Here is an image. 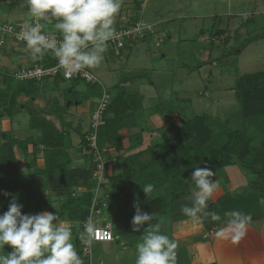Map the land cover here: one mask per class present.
<instances>
[{"label": "trees", "instance_id": "trees-1", "mask_svg": "<svg viewBox=\"0 0 264 264\" xmlns=\"http://www.w3.org/2000/svg\"><path fill=\"white\" fill-rule=\"evenodd\" d=\"M3 1L7 0H0V6ZM223 33L225 30L215 31V34ZM252 40L253 38L249 40V43ZM40 62L45 65L56 63L48 55ZM132 78H125L124 83ZM56 79L65 80L61 76ZM19 81L14 88L10 83H7L6 88H0V99L8 101V105L4 108V113L8 115H13L21 95L34 98L40 91L39 81ZM72 81L79 83L84 80L76 78ZM86 83L91 93H94V90H97L95 87L99 85ZM102 92L103 88L101 91L99 89L98 94L102 96ZM235 93L242 108L240 125H233L229 121L221 122L207 114L194 115L183 120L174 137L164 132L160 143L150 145L143 151L118 158L122 165V172L119 176L111 178L109 187H106L108 185L103 186V189L107 191V200L127 194L140 184L151 183L163 190L161 195L144 204L146 212L155 213V219L151 224L156 223L158 216L168 213H171L173 218L178 216L186 219L188 217L184 216L181 211H174L173 207L189 195L188 179L195 167H208L214 171L231 165H239L245 169L250 184L234 192L223 193L216 202L209 204L208 210L218 212L222 220L227 219L224 216L225 212L233 210L250 215L251 220L264 218L262 212L264 201V71L240 76L235 84ZM88 98H90L89 93H82L76 100L81 101ZM143 108L142 96L138 93L126 94L121 91L112 95L104 116L105 123L98 130V149L102 153L110 146L117 151L122 150L123 141L120 131L136 126L137 122L133 116L140 114ZM111 112L112 116H109ZM2 115L3 112L0 111V116ZM68 125L69 123L63 121L61 128H58L41 114L32 112L29 128L32 131H39L38 135L31 134L27 138L19 139L6 133L5 141L0 144V214L7 210L13 196L18 203L23 205V213L35 214L44 210L50 212L57 210L60 220L75 223L70 227L76 250L83 264H90L89 256L84 255L79 235L84 231L85 223L90 218V210L95 197L96 183L93 179L96 167L95 150L88 141L90 131L81 134V152L83 153L84 149L88 150V153H84L87 163L84 167H72L73 160L69 152L71 137ZM29 146H32V150ZM40 147L43 149L44 164L42 166L38 164ZM17 150L23 153L27 162L25 174L20 173ZM145 154H150V158L144 159ZM82 180L84 182L81 184ZM76 187H84L85 190L76 193L74 192ZM54 191H62L64 194V198L58 204H55ZM202 222L208 232L216 226H222L221 222L211 221L210 217ZM11 250V247L6 245L3 254ZM177 264L184 263L177 258Z\"/></svg>", "mask_w": 264, "mask_h": 264}, {"label": "rangeland", "instance_id": "rangeland-1", "mask_svg": "<svg viewBox=\"0 0 264 264\" xmlns=\"http://www.w3.org/2000/svg\"><path fill=\"white\" fill-rule=\"evenodd\" d=\"M21 1L23 0H19V3L22 5ZM132 1L134 0H122L120 9H123V13L126 11L125 4L129 3L128 5H130ZM136 1L142 5L141 2L145 0ZM131 9H134V12L138 11V14H141L138 19L146 23H154L166 17L173 19L170 24L173 23L174 26H177L178 35L176 39L169 42L167 37L165 42L161 43V49L156 48L155 51L149 40L156 38L151 36L145 42L144 39H141L135 45L122 49L120 54H117L113 47L108 44L101 66L89 69L102 84L97 83L99 84L95 87L97 90L91 93V89H88L89 85L81 81L79 84L82 85L81 89H84L83 93H89L90 99L97 103L101 96L98 93L99 89L102 90V85H105L111 94L121 91L126 92V94L132 92L136 94L137 91H141V88L151 89V92L149 91L150 93L147 94V100L145 98L143 101L142 117L140 114H135L133 118L139 127H141L139 124L141 122L142 125L146 124L149 130H153L152 139L159 135L158 142L163 140L164 132L174 137L183 120L194 115L207 114L221 122L229 121L233 125H240L242 108L235 93L236 81L242 75L264 71V0H147L144 9L133 6ZM15 16L8 13L7 10L0 13L1 19H9L10 21H15ZM246 20L250 21L245 23ZM116 23L119 25L122 22ZM158 25L155 23L156 33L161 29L166 32V25ZM44 27L47 31L55 30L48 24ZM216 30H225V33L215 34ZM252 38L253 40L249 43ZM169 45L173 47L169 49ZM155 53L159 54V59L153 58ZM17 59L15 58L12 62L10 60V67L1 68L0 88H6L7 83H10L14 88V85L16 86L20 82L13 76V70L18 64ZM130 67L131 69H128ZM131 76L134 77L133 79H141V82L145 79L152 81V85L146 83L147 87H143V83H141L140 87L135 90L137 82L140 80H135L134 86H126L124 83V79ZM45 82L48 84V79L38 82V87L41 89ZM51 83L55 84L53 80ZM51 83L49 82V84ZM66 83L70 85L73 81L66 80ZM156 96L157 98H155ZM70 98L75 101L77 96L71 94ZM39 101L37 107L41 106L42 97L39 98ZM49 101L51 103V97ZM148 101H151L152 105H146V102L149 103ZM4 102L0 99V111L3 112L2 117H6L5 121H0V144L3 143L4 140L1 139L6 133L15 135L20 139L27 138L31 134L37 135L38 132L28 128L30 110L23 108L18 114L15 113L17 115H8L4 113L6 106L4 105L5 107L2 108ZM154 108H156V113H164L167 117L161 118V120H157V118L154 121L147 120L146 117L156 115L153 112ZM45 109L47 108L45 107ZM170 112L178 119L174 121ZM13 118L14 122L13 120L11 122ZM21 122L22 125L17 128V123ZM4 124L5 126L8 125L9 128L6 127L8 130L5 132L2 130ZM156 126L158 129L154 130ZM133 127L137 128L136 126ZM152 143L153 145L158 144L153 140ZM29 147L31 148V146ZM18 157L20 173L25 174L27 162L20 150ZM39 157V165H43L41 151ZM145 157L144 159H149L150 154H145ZM84 190L83 187L82 191ZM82 191H80V187L74 189L76 193ZM106 192L102 188L99 200L104 212L95 216V220L105 218L111 211L109 205L114 199L108 201ZM159 194V192H155L153 196ZM56 196L59 197V195ZM58 200L56 199V202ZM179 205L183 206L182 204L175 205L174 211L178 209ZM83 233L86 239L85 230ZM79 238L81 240V234Z\"/></svg>", "mask_w": 264, "mask_h": 264}, {"label": "crops", "instance_id": "crops-1", "mask_svg": "<svg viewBox=\"0 0 264 264\" xmlns=\"http://www.w3.org/2000/svg\"><path fill=\"white\" fill-rule=\"evenodd\" d=\"M21 2L23 3L22 5L19 3V0L3 1L2 5L0 6V11L2 12L3 10H7L8 13L14 14L16 16L15 21H10L9 19H0L8 23H23L27 20L32 19L27 6L23 1ZM133 2L134 5H132ZM146 2L147 0L141 2L142 5H140V3L138 4L137 1L134 0L130 3V5H128L129 3L125 4L126 11L123 13V9H120L119 13L115 17L114 26L118 24L116 22H123L125 21V19L137 20L139 16L141 17V14H138V11L134 12V9H131V7L133 6L138 9H144ZM172 20L173 19H169L166 17L152 23L154 25L155 23H158V26L166 25V32L161 29L157 31V33L151 35L152 37L155 36L156 38L153 40H149L150 45H152V48L155 49V51L157 50L156 48L161 49V43H164L167 37L169 38V42L176 39L178 35L176 31L177 26H174L173 23L170 24V21ZM249 21L250 20H246L245 23ZM42 23L44 26L48 24L52 28H54L55 20L49 18V20H42ZM151 36L145 37L144 42ZM172 47V45H169V49ZM171 54L175 55L174 53ZM15 58H18V64L13 70L14 73L24 66H31L40 61L34 60L32 58L30 50L26 45L18 43L10 38L7 43L0 45V73L1 68L10 67V60L12 62L15 60ZM153 58L159 59V54H153ZM128 69H131V67ZM133 78L125 83L126 86H134L133 82L135 80H140L137 82V87L135 88V90L140 87L141 83H143V87H147L146 83H148V85H152V81H149L147 79H145V81L142 80L141 82V79ZM51 80H53L55 84L51 83ZM51 80L48 79L51 84H49V82L48 84H46L47 82H45V84H42L40 91L34 98H29L25 95H21L18 100V107L14 110L13 115H17L18 112H20L23 108H28L30 110V113L36 112L41 114L58 128H61L63 121L69 123L67 128L70 130L71 137L69 152L73 160L72 167H84L86 166L87 158L86 156H84V152H81V134L90 131L92 113L95 110L98 102L96 103L90 98L81 101H73L74 99L72 100V98H70L71 94H75V96L78 97L79 94H82L84 92V89H81V84L71 83L69 85L66 83V80ZM84 82L87 81L84 80ZM150 90L141 88V91H137V93L142 96V104L145 98L147 100V94L151 92ZM112 94L114 96L116 92ZM41 97L43 99V102L41 103L40 107H37V103L39 101V98ZM50 97L52 98L51 103L49 101ZM155 98H157V96ZM68 100L69 102H67ZM148 102L149 103L146 102V105H152L151 101ZM4 105L7 106L8 101L2 103V108L5 107ZM45 107L47 109H45ZM155 109L156 108H154L153 112L156 115L152 117H146L147 120L150 119V121H154L156 120V118L157 120H161V118L164 119V117H167V115H165L164 113H156ZM141 114L142 113H140V117H142ZM60 115L62 117H60ZM171 115L174 121L178 119L177 116L172 114V112H170V116ZM109 116H112V112L109 113ZM5 120L6 117L0 116V121ZM12 120L14 122V118L11 119V122ZM139 124L141 127H139V125L137 124V128L128 127L120 131L123 141L122 150L117 151L115 148L110 146L103 151V154L107 160V173L111 178L113 176H119L122 172V165L120 160L118 159L120 156H128L130 154L142 151L152 143V140L160 143L158 142L160 139L159 135L152 139V135L154 136V133H152L153 130H149L146 124L142 125L141 122ZM158 124L157 126L160 127ZM21 125L22 122L17 123L16 126L17 128H19ZM29 125L30 121L28 123V128ZM7 126L8 125L5 126V124L3 125L2 130L4 132L9 129ZM157 126L154 130L158 129ZM6 127L8 129H6ZM14 129H16V127H14ZM35 132H38L37 135L39 134V131ZM4 135L5 136H3V139L1 140L5 141L6 134ZM14 137L19 138L15 135ZM151 145H153V143ZM30 150H32V146ZM18 151L19 150H17V155ZM40 151L43 155L42 147H40L38 151V160H40ZM42 161L44 164L43 157ZM213 172L215 173V176H213L212 179L216 181L217 189L213 194L211 200L208 202V207L211 202H216L223 193L234 192L238 188L245 187L250 184V180L245 173V169H243L239 165L227 166L219 170H214ZM83 182L84 181L82 180L80 183L82 184ZM188 184L190 185V188L194 187V184L190 179H188ZM143 186H145V184H140V186H137L127 194L115 198L114 201L110 203L109 207H111V211H109V213L107 214V218H101V221H109L112 224V228L116 238L114 241L108 243L94 242L91 246V253L89 255L90 264H135L137 256V245L142 241V235L146 234V231L155 230L157 227L159 228L161 234H166L171 239L177 241V258L184 264H264V218L251 220V223L247 227L246 235L238 243H233L231 239H223L217 237L215 235L216 230L221 226H216L212 229V231L208 232L204 228L202 221H195L189 217L186 219H181L182 217L178 216L173 218L171 213L158 216L155 224L145 225V229L141 230V232L132 231L131 220L136 211L134 203L139 202L142 211L146 212L144 204L148 200L158 197L163 192L161 188L153 185V191L148 196L143 192ZM82 189L83 187H80V191H82ZM155 192H159L160 194L153 196ZM56 195H59V197H57ZM63 195L64 194L62 191L53 192L55 204H58L60 200L64 198ZM191 195L192 190H190L189 195L185 196L180 200V203L177 204H187L191 206ZM56 199H59L58 202H56ZM262 205V212L264 213V201ZM180 209L181 206H178V209L176 211H180ZM58 222L64 223L68 226H72L75 224L72 221L62 219H59ZM83 232H81L80 234H82ZM73 243L75 244L74 239ZM83 247L84 245L82 244V248Z\"/></svg>", "mask_w": 264, "mask_h": 264}, {"label": "clouds", "instance_id": "clouds-1", "mask_svg": "<svg viewBox=\"0 0 264 264\" xmlns=\"http://www.w3.org/2000/svg\"><path fill=\"white\" fill-rule=\"evenodd\" d=\"M32 20L26 22L17 39L23 40L34 60L53 56L66 77L85 69L101 66L108 42L116 36L114 20L119 13L122 0H23ZM55 20L54 28L60 33L45 32L40 23L33 21ZM215 173L208 167H195L190 180L194 184L191 206H181V213L195 221L210 217L221 222L215 235L238 243L247 232L251 216L233 210L225 212L222 220L216 211L208 210V202L217 189L212 177ZM148 196L153 191L151 183L142 187ZM9 195L8 193H4ZM54 207V206H53ZM132 217V231L141 232L145 225L155 219V213L142 211L139 202ZM23 205L13 196L8 208L0 214V264H83L73 243L72 228L60 223L57 210L32 214L23 213ZM55 208V207H54ZM87 242L94 235L91 218L86 222ZM11 251L3 254L5 246ZM178 243L159 228L146 231L137 245L135 264H177Z\"/></svg>", "mask_w": 264, "mask_h": 264}, {"label": "built area", "instance_id": "built-area-1", "mask_svg": "<svg viewBox=\"0 0 264 264\" xmlns=\"http://www.w3.org/2000/svg\"><path fill=\"white\" fill-rule=\"evenodd\" d=\"M30 20H27L23 23H8L0 19V45L7 43L10 38L18 43L26 45L23 40L17 39V34L21 32L24 24ZM33 22L40 23L45 32L54 33L57 39L62 38L59 32L47 31L42 21ZM115 29L116 36L112 40H110L108 44L114 47V50L117 54H120L122 49L135 45L139 40L156 33L154 24L146 23L139 19L125 20L121 24L116 25ZM48 56L54 59L56 63L52 65H45L39 61L31 66H24L21 69L17 70L14 73V77L22 81L36 80L42 82L46 79H52L61 76L65 80L81 78L89 83L102 84L89 69H85L79 73H75L70 78L66 77L64 74V70L58 67L57 60L51 55ZM102 88V96L99 98L98 104L92 113L91 129L88 135L89 144L95 150L94 156L96 167L93 173V179L96 183V187L94 188L95 197L90 210V218L94 226V235L87 242H85L87 238L85 240L81 239V242L84 245L83 252L85 256L90 255L91 246L94 242H111L116 238L112 228V224L109 221H101V218V220H95L94 218L98 214H102L104 212L103 206H100V190L103 188V186L110 184L111 181V177L107 173V160L97 146L98 130L99 127L105 123L104 116L107 107L109 106L112 99L111 91H109L105 85H102ZM87 151V149H84V153H87Z\"/></svg>", "mask_w": 264, "mask_h": 264}, {"label": "flooded vegetation", "instance_id": "flooded-vegetation-1", "mask_svg": "<svg viewBox=\"0 0 264 264\" xmlns=\"http://www.w3.org/2000/svg\"><path fill=\"white\" fill-rule=\"evenodd\" d=\"M2 134V133H1ZM2 136V135H1ZM6 138V137H5Z\"/></svg>", "mask_w": 264, "mask_h": 264}, {"label": "water", "instance_id": "water-1", "mask_svg": "<svg viewBox=\"0 0 264 264\" xmlns=\"http://www.w3.org/2000/svg\"><path fill=\"white\" fill-rule=\"evenodd\" d=\"M5 136V135H4Z\"/></svg>", "mask_w": 264, "mask_h": 264}]
</instances>
